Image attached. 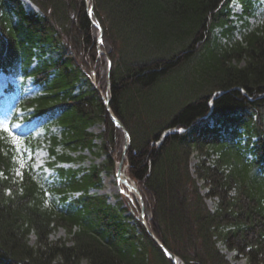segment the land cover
<instances>
[{
    "label": "trees",
    "instance_id": "16d2710c",
    "mask_svg": "<svg viewBox=\"0 0 264 264\" xmlns=\"http://www.w3.org/2000/svg\"><path fill=\"white\" fill-rule=\"evenodd\" d=\"M29 1L0 0V75L38 88L16 103L44 137L0 128V264H173L126 202L93 192L124 151L107 87L157 239L180 264H264L260 1L90 0L110 74L86 0ZM41 144L55 175L17 176Z\"/></svg>",
    "mask_w": 264,
    "mask_h": 264
},
{
    "label": "rangeland",
    "instance_id": "374dc122",
    "mask_svg": "<svg viewBox=\"0 0 264 264\" xmlns=\"http://www.w3.org/2000/svg\"><path fill=\"white\" fill-rule=\"evenodd\" d=\"M262 4H264V0H260ZM25 3L26 9L29 11H37L36 7L29 1V0H23ZM235 12L240 13L241 12V7L239 5L235 6ZM263 12V9H260V13ZM254 23V19L251 20ZM99 32L97 31V34ZM101 52L98 51L99 55H107L106 51L100 46ZM94 69H92V77L93 79L95 78L93 74ZM96 79V78H95ZM94 79V80H95ZM6 78L5 76H1L0 79V96L3 94V90L6 87ZM10 81L14 82V79H11ZM19 81H15L14 83L16 84ZM21 84H17V87L19 88ZM22 93H24L25 96H29L31 94H34L38 92V88L34 86L32 80H27L25 85L22 87L20 90ZM109 89L108 87L106 88L104 92V96H109L108 95ZM17 94L15 96H12L11 94H6L5 97L0 101V111L3 113V116L5 117H10V120H6L5 122L2 123L0 126H9L10 122L12 121V112L14 108V101L17 99ZM23 115L21 114L20 110L17 111L15 122L11 126V130L15 134L23 135V133H33L34 137L38 138L44 137L43 135V130L37 129L33 121H27L24 119ZM93 130L98 133L100 131V127H95ZM28 134V135H29ZM126 140L124 139V144L123 147L126 144ZM93 159H87V161L84 163L85 167L90 166L91 162ZM197 162V158H193L192 164H195ZM50 157H49V152L47 150L46 145L41 144L39 147L36 148L35 151H31L28 153V156L26 159L23 161L21 164L20 168L18 169L17 176H21V168L25 167V165L30 164L33 166L34 170L37 171L39 174H43L46 177H52L55 172L54 168H52L50 165ZM119 163L117 164V169H119ZM64 166V165H62ZM65 166H70V165H65ZM116 169V170H117ZM123 171H125L127 175V170H126V165L122 166ZM129 177V176H128ZM130 182L133 183V185L138 189L139 194L135 196L134 194L132 195L128 188L125 185H121L117 176L116 172L112 175H104L103 177V186L99 190H94V193L100 194V195H105L109 198V202L112 204H116L117 202H126L127 206L131 209V212L137 217H140V214L142 212V209H146V204L141 192V187L140 185L133 179L129 177ZM120 189H123V192L120 191ZM127 192V194L125 193ZM210 205L213 206V203L211 200L208 201ZM145 222L147 223L146 219ZM66 237V232L63 228H58L55 233L53 234V239L56 240L58 238H63ZM32 242H34V237H32ZM230 258H233L234 253L229 252L228 253ZM239 264H245V261H240L238 262Z\"/></svg>",
    "mask_w": 264,
    "mask_h": 264
},
{
    "label": "water",
    "instance_id": "95a60500",
    "mask_svg": "<svg viewBox=\"0 0 264 264\" xmlns=\"http://www.w3.org/2000/svg\"><path fill=\"white\" fill-rule=\"evenodd\" d=\"M92 24H93L94 27H96L97 29L100 30V35L98 37V47H97V49H98V51L101 52V48H100L99 44L101 43L100 41L103 40V28L100 25V23L98 21H96V20H93ZM107 59H108V62L109 61L111 62V58L109 56H107ZM111 67H112V62L110 64L108 63V73L109 74H110V71H111ZM103 101L105 103V107H106L111 119L113 120V122L123 131L125 137L127 139H129V133H128L126 127L124 126V124L111 111L109 97L103 96ZM168 133L169 132H166L165 135L168 134ZM127 147H128V145H126L125 150L127 149ZM122 163H123V161L121 162V164ZM120 174H121V170H119L118 176H120ZM141 219H142V224L146 228V230L149 233V235L152 236L153 238H155V235H154L153 231L149 228V226L147 225V223L143 219V214H141ZM157 243L159 244V246L161 247V249L165 253V255L170 257L174 264H177L178 257L175 254H173L169 249H167L162 243H160L159 241H157Z\"/></svg>",
    "mask_w": 264,
    "mask_h": 264
},
{
    "label": "bare ground",
    "instance_id": "6f19581e",
    "mask_svg": "<svg viewBox=\"0 0 264 264\" xmlns=\"http://www.w3.org/2000/svg\"><path fill=\"white\" fill-rule=\"evenodd\" d=\"M119 182H120L121 185H125L132 195L133 194H137L133 183L130 182V180L127 179L125 176H121L120 179H119Z\"/></svg>",
    "mask_w": 264,
    "mask_h": 264
},
{
    "label": "snow or ice",
    "instance_id": "6c2138e0",
    "mask_svg": "<svg viewBox=\"0 0 264 264\" xmlns=\"http://www.w3.org/2000/svg\"><path fill=\"white\" fill-rule=\"evenodd\" d=\"M86 2H87V0H86ZM94 11H95V9L93 7H88L87 8V15H89L90 17L93 16L94 15ZM100 42L103 43L102 40ZM108 63L110 64L111 62L109 61ZM28 134L29 133H23V135H28ZM120 191L123 192V189H120ZM6 194H9L10 195L11 194V191L10 190H7L6 191Z\"/></svg>",
    "mask_w": 264,
    "mask_h": 264
}]
</instances>
